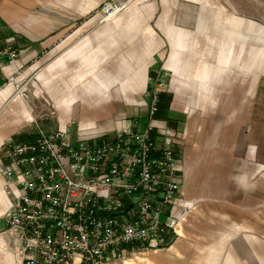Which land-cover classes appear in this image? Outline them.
Masks as SVG:
<instances>
[{
  "label": "crops",
  "instance_id": "1",
  "mask_svg": "<svg viewBox=\"0 0 264 264\" xmlns=\"http://www.w3.org/2000/svg\"><path fill=\"white\" fill-rule=\"evenodd\" d=\"M20 2V13L15 15L12 9L7 10V0H0V44L6 35L13 34L14 45L19 49L15 63L7 62L5 56L0 57V144L31 119L21 93L17 91V94L12 82L6 81L24 62L46 47L60 46L59 55L49 61L46 68L57 74L58 83H64L62 86H72L74 90L82 86L91 101L83 102L87 106L78 107L76 91L65 93L68 96L58 93L54 97L56 122L53 126L66 125L68 114L80 115L78 129L91 128L93 123L83 120L84 115L87 118L109 117L115 112V101L138 92L127 91L128 82L124 79H120L116 88L111 87L115 84L113 73L116 75L120 66L123 70L121 64H110L108 68L99 66L111 53L112 37L116 38L114 46L119 48L118 52L125 39L130 41L135 37L133 46L124 52H151L137 67V82L145 89L149 82L151 87L152 81L154 85H164L159 92L170 100L156 118L169 123L180 137L175 152L182 167V179L179 199L173 209L179 215L176 229L167 233L168 243L159 248L172 247L171 260L177 259L181 264H216L213 255L226 253L228 247L236 251L239 238L241 246L250 241L244 236L246 229L251 228L247 222L251 197L239 55L243 45L250 43L245 71L253 63H264V46L256 47L252 43L255 27H261L259 33L264 37L261 26L264 25V0H147V9L132 6L131 13L113 17L111 22L118 28L116 35H104L106 28L78 33L86 20L77 22L76 8L83 13L92 6V0L79 3L66 0L62 6L60 1L56 5L53 2L47 8L51 12L45 13L24 7L28 0ZM60 7L72 9L74 16L64 17ZM153 67L150 76L149 69ZM99 72H104V81L100 75L98 77ZM61 73L68 75L67 81L59 79ZM83 75L92 78L81 84ZM213 84L218 90L216 94L215 88L211 91ZM94 102L97 103L95 107ZM204 120L210 122L209 129ZM77 135L70 134L72 138ZM1 155L0 147V229L3 231L6 227L3 213L8 201L2 187L5 174L1 170L4 162ZM258 182L263 184L258 179L255 200L264 208V185ZM7 239L10 257L6 263L0 257V264H16L17 246L9 236ZM123 248L117 255L108 254L106 260L126 250L139 249L130 244ZM244 252L249 253L248 247Z\"/></svg>",
  "mask_w": 264,
  "mask_h": 264
},
{
  "label": "built area",
  "instance_id": "2",
  "mask_svg": "<svg viewBox=\"0 0 264 264\" xmlns=\"http://www.w3.org/2000/svg\"><path fill=\"white\" fill-rule=\"evenodd\" d=\"M110 1L102 8L111 10ZM13 35L0 44V57L15 63ZM13 78V74L8 76ZM142 128L115 133H79L66 125L32 136L1 141L3 216L20 264H101L126 245L159 248L176 229L181 167L175 128L156 118L158 94Z\"/></svg>",
  "mask_w": 264,
  "mask_h": 264
},
{
  "label": "rangeland",
  "instance_id": "3",
  "mask_svg": "<svg viewBox=\"0 0 264 264\" xmlns=\"http://www.w3.org/2000/svg\"><path fill=\"white\" fill-rule=\"evenodd\" d=\"M59 1L62 6V2L66 0H28V4L24 3L23 6L27 7L29 10L31 9L33 11L45 13L47 11L51 12L47 10V8L51 7L53 2L56 5V3ZM82 1L83 0H77V3ZM104 1H110L111 5L117 8V10L111 13L109 8H102ZM138 1L139 0H100L99 2H94L92 0V6H88L86 11L83 10V13H81L80 10L76 8L77 12L75 15L77 16V22L80 23L86 20L85 25L83 24L78 29V33L85 32V30L94 31L103 30V28H106L107 31L104 32V35H107V33L116 35L118 28H116L111 20L114 16H118L120 13H131L133 8L132 6L135 8L137 7L138 9L141 8L142 10L144 7L147 9L145 6L147 0H140V2ZM20 3V0H7V10L12 9L14 11L13 14H19ZM138 3H144V5ZM60 10L62 12L61 15L64 17L68 15L74 16V14L71 13L73 12L71 11L72 9L68 10L67 8L60 7ZM256 24L257 23H255V25ZM261 26L264 27V25ZM260 29L261 27H255L253 29V33H255V41H252V43L256 47L264 46V37H261V33H259ZM115 39V37L111 38L113 42L111 44L112 50L110 51V54L108 53L106 62H101L99 66L108 68V65L110 64H113V66H120L121 64L123 66V70L120 69V66L116 75L113 73L115 84L111 87L116 88L120 83V79H124L128 82L125 88L127 91L131 92L138 90V92H133L135 93V96L127 94L119 101H115V112L109 115V117L87 118V115H84L86 117L83 118V120L93 123L91 128L87 127L84 129H78L77 124L79 123L80 115L68 116L67 114L65 124L68 131L73 136H75L78 132L85 135H92L93 133L98 134L104 132L115 133L117 130H121L122 127L127 126L134 129L144 127V125H146V123L151 118L149 115V105L154 98L153 89H156L158 93L160 91L159 89L164 88V85L162 84L154 85L155 83L153 81L151 83V87L148 89H145V87L141 88V84L137 82L139 74L137 67L139 64L145 62L148 57H150L151 52H124L127 48L133 46L135 37H133V39L130 41L125 39L124 41L127 45L123 43L121 46L122 49L118 52L119 48L117 49L116 46H114ZM249 45L250 43L243 45V50L239 55V62L242 64L240 66V77L244 92V129L246 135V148L248 150L246 164L248 165L247 179L249 194L251 197V212L248 214L249 217L247 219V222L250 223L251 228L246 229L244 236H246V238H248L250 241H247L246 244L243 242L245 245L242 244L241 246V239L239 238L237 239L238 243L236 251L233 247H228L226 253L213 255L212 259L216 261V264H264V208L259 206L258 201L255 200V196H257L256 191L258 190V179L263 181V184L258 182V185H264V63H253L251 64V67L247 68V72L245 71L246 68L244 67V64L246 65V63L249 62L250 57L247 50ZM217 49L220 50L221 48ZM61 50L62 49L60 46L51 45L50 47H46L42 50V52H40V54L38 53L36 57L34 56L30 60L24 62L23 66H20L17 71L13 73L12 79L7 77L6 81L12 82L17 94L19 92L18 88H23L20 91L21 97L24 100L31 116V119H27L23 125H20L16 129V132L13 134V136L19 138V135H23L22 131L33 132L34 130L38 129V126L47 133L49 131L55 130L56 128L53 126L56 122V117L53 115L55 113L54 97H56L58 93L62 94L63 96H68L69 94H73V91H76L77 93H75L79 95H77V97H79L77 100L78 107L87 106L83 105V102L87 103L91 101L90 97L85 94L84 88L82 86H76L75 90L72 86H62L64 83H61L62 81L60 82L61 84L58 83L57 74L46 68V64L58 56ZM167 52V50L164 52L163 58L166 57ZM236 53L237 51L235 54ZM153 66H155V64H153ZM154 68L155 67H153V70ZM149 74H151V71ZM76 75H78V73ZM91 75H83L81 77V84H84L83 81L87 82ZM97 75L98 77L100 75V79L104 81V72H101V74L99 72ZM67 77L68 75L66 73H61V75H59L60 80L64 79L67 81ZM59 85L62 86V89H58ZM64 87L65 89H63ZM214 88L215 84H213L211 91ZM217 91L218 90L215 88L214 94H216ZM195 98L197 100V97ZM213 98H215L214 95ZM164 101V96H161V99L158 103L160 110L155 113L156 115L162 111L161 107ZM96 104L97 103L94 102L92 105L95 107ZM204 122L206 129H209L210 122H207L206 120H204ZM199 130H201V128ZM199 130L198 134L200 135ZM225 145L226 144L224 142L222 146L224 147ZM181 171L182 167L180 173ZM7 235V232L0 229V248L2 250L0 252V257L4 263H6L5 261L10 257L11 250ZM247 247L249 249L248 254L247 252H244ZM171 249L172 247L126 250L117 257L104 260L101 264H168L169 262L170 264H172L171 262L174 264H181L178 263L177 259L173 258L174 260H171ZM15 255L17 260L16 264H20V255L17 254V252Z\"/></svg>",
  "mask_w": 264,
  "mask_h": 264
},
{
  "label": "trees",
  "instance_id": "4",
  "mask_svg": "<svg viewBox=\"0 0 264 264\" xmlns=\"http://www.w3.org/2000/svg\"><path fill=\"white\" fill-rule=\"evenodd\" d=\"M149 71H151V74H150V76H152L153 75V69L151 70V68L149 69ZM149 86H150V82H149V84H148V88H149ZM163 92H158L157 94H158V100H157V110H156V112L158 111V110H160L159 108H160V106L158 105V103H159V100L161 99V96H164V94H162ZM164 98H165V101H164V103H163V105H162V107L161 108H163L164 106H168V103H169V100H170V97L169 96H167V97H165L164 96ZM155 112V113H156ZM159 113H157V115H158ZM156 115V114H155ZM23 133V135H19V137H24V136H32L33 135V133H24V132H22Z\"/></svg>",
  "mask_w": 264,
  "mask_h": 264
},
{
  "label": "bare ground",
  "instance_id": "5",
  "mask_svg": "<svg viewBox=\"0 0 264 264\" xmlns=\"http://www.w3.org/2000/svg\"><path fill=\"white\" fill-rule=\"evenodd\" d=\"M117 10V8L115 7H111V13L115 12ZM21 89H23L22 87L21 88H18V91L20 92Z\"/></svg>",
  "mask_w": 264,
  "mask_h": 264
}]
</instances>
